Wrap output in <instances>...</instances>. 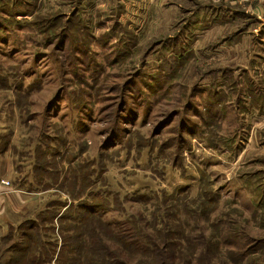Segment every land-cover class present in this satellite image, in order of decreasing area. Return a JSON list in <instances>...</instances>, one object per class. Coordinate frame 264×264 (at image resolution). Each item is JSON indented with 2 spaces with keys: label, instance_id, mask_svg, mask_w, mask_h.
<instances>
[{
  "label": "rangeland",
  "instance_id": "374dc122",
  "mask_svg": "<svg viewBox=\"0 0 264 264\" xmlns=\"http://www.w3.org/2000/svg\"><path fill=\"white\" fill-rule=\"evenodd\" d=\"M259 3L0 0V236H9L0 264L30 261V222L92 190L103 194L92 202L101 219L84 222L75 206L81 226L55 230L70 241L66 264L140 262L120 244L129 222L148 232L145 222L165 212L161 222L200 248L222 240L215 263H264ZM34 164L60 175L66 190L30 180ZM187 253L197 264L201 255Z\"/></svg>",
  "mask_w": 264,
  "mask_h": 264
},
{
  "label": "trees",
  "instance_id": "16d2710c",
  "mask_svg": "<svg viewBox=\"0 0 264 264\" xmlns=\"http://www.w3.org/2000/svg\"><path fill=\"white\" fill-rule=\"evenodd\" d=\"M39 145L41 146V149L44 148V150L48 148L49 149L57 148L58 151L56 155L58 157L61 156V151H62L61 148L58 149L57 146L52 147L54 145H49L47 146V148H45L46 145L43 142H40ZM73 160L74 159H72V161ZM40 171L43 173L42 175H41V172L37 171L36 165H35V170L34 172H32L33 175L30 177V180L36 179V181L38 182V185H42L43 187H45L44 184L46 181L47 182L52 181L55 186V184L59 183L61 180L60 175L54 174L53 172H51V174H54V176L46 175V173H44L46 172L45 168L41 169ZM77 171L78 169H76L75 167L73 174H75ZM84 175L86 176V173ZM81 181L85 183L86 180H81ZM65 183L60 182L59 186L60 185L61 186L59 189L66 190ZM51 187H53V185L51 184L46 186V188H51ZM208 194H209L208 197L210 198L209 199L210 201L215 200L216 195L213 191H209ZM96 196L102 198L103 194L101 192H95L94 190H92L88 192V194L80 200V203L78 205H72L70 203L68 204L64 202L57 203V205L56 203H52L55 205H49L47 209L45 208L44 211L40 212V214H43V215L39 214L36 220L30 222L32 226V230L36 232L30 233L31 232L29 231L30 227H28V231H27L28 235L33 236L34 238V243H33V246H31L30 248V255L28 256V259H30V261H27V259H25L24 257L25 255L22 254L23 255L22 259L23 258L24 259L19 264H28V262H34L35 264H44V263H49L50 261H52L53 258L57 260V264H66L65 259H66L67 253L69 252L67 248H69L70 241L68 240V237L59 236V234H57L55 230L59 229L63 233L67 234L66 231H69L70 228L72 227L77 228L76 226H81L76 223H80L83 219H80V222H74L73 208L75 206H78L77 209L78 208L82 209L81 210L82 214L83 212L87 213L88 216L86 217V219L84 218V222L85 220L86 222L87 221L89 222V219H92V218L101 219V216H97L95 214V211H94V214L92 213L93 210H96L95 208L96 205L92 203L94 202L93 200H97ZM55 201L58 202L57 200ZM208 209H209L208 204L204 207L202 206L201 211H204V212H201V214H205ZM165 213H163L162 215L163 219H164ZM159 216L160 214H158L155 217V221L152 224L149 222H145V226L148 227V232H146L145 229L142 230V228L144 227L138 226L137 222L131 218L132 220L129 222L130 228H128V231H130L131 234L126 236L124 239L126 243L128 244H125V243H120V244H121V247H124L126 249V251H130L135 254L139 253L141 255L142 260L134 264H190V263L192 264L193 261L189 257L190 255L189 256H185V255H188L187 252H189V254L196 255V251L199 255H201L199 257V261L197 260V264H203V263L204 264H217V262L216 263L214 262V258L215 259L217 258V252H219L221 250L220 248L224 245L221 239L216 240L214 244L211 243V246L213 248H210V242L208 241V238H205V242L202 244L204 249L200 248L201 246H199L198 243H195L190 238H187L186 236H184V229L176 230V228L169 226L167 222H164V223L161 222L163 219L162 218L160 219ZM67 226H70V227L67 230H65ZM43 230H44V233L40 234V232H42ZM51 230L53 231L54 234L58 235L60 242H58L57 240L54 242H50L46 240V239H49L50 234L48 232H51ZM124 231L125 229H120V232H124ZM6 237L7 238H5V241L6 239L9 238V236H6ZM53 237H57V236H53ZM217 237L221 238L220 236L217 235L216 239ZM263 242L264 240L259 241V245L262 244L263 246ZM20 249H21V245H19L18 248L16 244L14 245V247H12V251L18 250L22 252L24 250V248H22L21 250ZM167 251H169V253L171 254L169 257H165V254ZM213 251H215L216 255L214 256V258H210L212 256L211 253ZM175 253L182 254V256H177V255L175 256ZM207 253H209L210 256H208ZM135 257H136L135 255H131L129 257L131 261L129 264L133 262ZM11 260L12 258L9 259L7 262H10ZM103 263L109 264L111 262L103 261ZM67 264H70V262H68Z\"/></svg>",
  "mask_w": 264,
  "mask_h": 264
},
{
  "label": "crops",
  "instance_id": "0c3cea01",
  "mask_svg": "<svg viewBox=\"0 0 264 264\" xmlns=\"http://www.w3.org/2000/svg\"><path fill=\"white\" fill-rule=\"evenodd\" d=\"M262 1H264V0H262ZM256 10H257V13L259 14H261V16H263L264 15V3H259L257 6H256ZM263 21V24H262V26H261V28H260V30H258L257 32V35L259 36V37H261L262 38V40L264 41V20H262ZM4 186V184L2 183V184H0V191H2L1 190V187H3ZM1 193V192H0ZM3 206H5V197L3 198L2 196H1V194H0V207H3ZM0 214H3V212H0ZM16 224V223H15ZM10 225H11V223L8 225V227H10ZM14 225V224H13ZM5 236H6V232H4L1 236H0V239L1 238H5ZM9 259H11V258H9Z\"/></svg>",
  "mask_w": 264,
  "mask_h": 264
}]
</instances>
